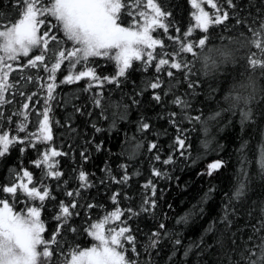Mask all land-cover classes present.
<instances>
[{
	"label": "snow or ice",
	"instance_id": "snow-or-ice-1",
	"mask_svg": "<svg viewBox=\"0 0 264 264\" xmlns=\"http://www.w3.org/2000/svg\"><path fill=\"white\" fill-rule=\"evenodd\" d=\"M191 3L197 9L192 13L197 21L195 27L203 30L199 35H193L192 27L182 31L178 22L169 19L171 11L158 0H5V7L0 8V105L9 104L6 94L16 89L9 80L13 68L35 70V76H24L29 81L43 80L40 73H46L47 83L41 85L46 92L39 135H9L4 123L11 122L12 115L0 110V161L14 146H20L21 154L31 147L37 158L30 163L40 171L39 176L35 175L21 161L20 167L10 166L8 176L0 181V264H158L157 258L165 251L164 264H189V257H194L192 264H207L204 256L212 259L213 264H264V87L258 83L264 78V0H258L255 14L246 9L247 15L236 0L222 3L207 0L215 9L214 17L205 10L203 0ZM225 3L231 6V11L223 6ZM253 6L250 3L248 8ZM230 16L235 19V26L224 23ZM214 25L222 29L236 27L237 35L222 33L220 44H209L210 26ZM244 27L251 37L243 31ZM172 28L176 34L170 31ZM157 30H162L167 41L164 36L154 35ZM224 39L229 43H223ZM249 40L260 50L259 58L256 53H245L240 57L245 61L240 65L243 72H230L228 66L239 64L238 54ZM134 61H140L145 70L154 67L156 74L141 85L132 81V89L125 91L120 86L129 80ZM105 64L111 68V74L104 71ZM229 77L232 81L229 89L218 99L216 94L221 89L217 81ZM84 78H90L85 90H90L93 83L113 82L116 88L109 92L120 93L118 100L110 94L105 96L103 90L92 96L93 105L100 106L99 116L111 119L109 131L117 127L119 120L128 119L129 104L123 102L125 98L139 107L141 100L137 97L150 88L152 101L166 105L167 110L157 117L164 115L176 131L166 148L158 139L148 141L151 159L157 162L151 168L156 179H145L143 189L133 191L131 177L139 176L140 172L130 173L127 162H120L116 172L106 161L104 174L94 181L83 165L76 170L60 167V161L54 157L76 158L74 151L63 152V142L59 147L52 146L50 151L45 145L41 153L36 142L53 141V123L64 126L71 139L72 134L80 137L81 132L79 126L72 127L76 113L93 115L83 110L84 105L74 104L76 93L69 92L62 96L63 123L60 118L53 120L50 116V105L56 103L59 85H71ZM34 96L35 93L22 95V99L31 102ZM168 96L171 100H167ZM20 107L28 109L29 103L23 102ZM13 111L21 117L16 121L17 132L27 133L29 113ZM106 112H110V117ZM237 113L240 123L239 146L234 149L239 164L234 173L237 179L227 192H222L220 211L198 240L189 239L184 244L183 230L178 231L176 225L187 223L196 206L178 217L176 225H169L168 213L161 207L167 189L159 188L157 179L168 181L169 186L175 181L179 186L180 177L175 172H182L188 163L196 164L211 153L217 156L198 175L212 177L227 167L229 157L218 155L225 145L211 132L213 126L218 131L231 127ZM90 123L94 131L90 139L83 141L80 150L83 161L91 158L92 148L87 145H94L97 152L105 147L104 140H96V134L104 132L100 120L93 119ZM136 126L142 134L151 128L143 114ZM249 127L252 133L246 132ZM198 130L205 135L201 140L204 151L197 152L193 159L191 137ZM83 133L88 135L87 125ZM257 133L261 138L260 168L252 173L250 140ZM161 135L167 132L158 131L157 137ZM124 137L131 147L130 156L144 144L135 135L129 138L127 131ZM107 151L111 153V148ZM72 172L77 174L73 176ZM92 188L97 195L91 194ZM101 189L107 193L103 203L99 199ZM217 190L218 185L210 181L198 203L207 202ZM254 192L257 198L251 200ZM49 204L52 214L45 216ZM171 207L169 204L168 208ZM97 208L114 210L100 219ZM253 208L258 209V218ZM242 215L248 219L237 225L236 218ZM142 219L150 224L141 227ZM110 220L119 223L106 227ZM209 232L215 233L211 243L205 238ZM86 235L95 238L90 247L77 242Z\"/></svg>",
	"mask_w": 264,
	"mask_h": 264
},
{
	"label": "trees",
	"instance_id": "trees-1",
	"mask_svg": "<svg viewBox=\"0 0 264 264\" xmlns=\"http://www.w3.org/2000/svg\"><path fill=\"white\" fill-rule=\"evenodd\" d=\"M163 5L166 6L167 10L171 11L172 16L169 17L170 20H174V22H178L179 26L181 27L182 31H186L188 28L192 27L195 29L193 35H199L203 32L202 29L196 28L194 16L192 13L194 12L193 6L191 4V0H158ZM236 2L241 4V11L247 15V11H251L253 14L256 12L255 5L258 4V0H236ZM217 3H222V0H217ZM254 5L252 8H248L249 4ZM225 8H228L231 11V6L227 5L226 3L223 4ZM5 7V0H0V8ZM207 11L210 15L215 14V9L211 7H206ZM225 24H232L235 26V19L230 16L229 21L224 22ZM170 31L173 34L175 33V29L172 28ZM243 31L251 37V32L247 29V27L243 28ZM210 40L209 44H220L222 41L220 39V35L223 33L225 36L231 35L236 36L237 30L236 27L222 29L220 26H210ZM154 35H161L164 36L162 30H157L154 32ZM167 41V37L164 36ZM259 38V37H257ZM243 39V37H241ZM170 43V42H169ZM223 43L228 44L229 41L227 39L223 40ZM235 46V45H233ZM256 53V58H259L260 50L253 44H251L249 40L248 46L238 54L239 64L235 67L229 65L230 72L240 73L243 72V65L245 63L244 59H240L245 53ZM211 56V54H210ZM252 56L249 55L248 59H251ZM26 62V61H23ZM104 71L106 74H111V68L108 64L104 65ZM32 74L33 76L36 75L35 70L32 69H17L13 68L12 73H10L9 80L13 81L16 85L15 91L11 90L8 94H6V100L9 101V104L0 105V110L4 111L8 115H12L11 122L4 123V130L9 132V135H25V134H33L39 128V121L42 119L41 112L45 106L44 100L45 96L44 93L46 92V88L42 87V84H46V73H40L43 77V80H26L24 78L25 75ZM156 74V69L152 66H149L147 70L142 67L140 61H134V67L130 70V78L125 83L122 84L120 87L123 88L125 91H130L132 89V81H135L137 85H141L142 81L146 80L149 77H152ZM15 78V80H13ZM90 78H84L82 81L75 82L71 85H59V94L56 95V103L55 105H50L52 107V111L50 116L55 120L56 118H60L63 123V117L65 115V109L62 103V96L63 94L69 92H75L76 95L73 98L72 102L77 105H84L85 112H92L93 115L91 117L86 115H81L80 113H76L75 121L72 127H80V137L77 135L72 134L71 139H69V133L66 131L64 126L60 124L53 123V141L52 142H36L40 145L41 153L45 145L48 148L52 146L59 147L63 142V152H75V160L71 158V155L64 156L61 155L60 157H54L60 161V167L63 169H78V166L83 165L84 170L88 171L92 174L91 179L94 181H99L100 177L104 174V164L107 161L113 168L114 171L118 172L119 169L117 165L120 162H127L129 165V172L133 173L136 170H139L140 175L131 177V186L133 191L143 189L145 179H156L154 174L151 173V168L154 163H157L151 159V153L148 151V141L153 139H158L161 144H163L166 148L167 144L171 142V138L175 134V128L169 126V122L164 115H160L159 118L157 117L158 113H162L163 111L167 110L166 105L163 104H156L152 101V89L148 88L144 91L142 97L138 96L137 98L141 100V105L138 107L137 105L131 102L130 98H125L123 101L124 103L129 104L128 109V119L124 120L121 119L118 121L117 127L109 131V124L111 119H105L103 116H99L100 106L93 105L92 96L93 94L99 95L100 91L103 90L104 95H112L113 99H119L120 93L119 91L109 92V89H115L116 85L113 82H108L106 84L97 85L95 83L92 84L90 90H85L88 88V80ZM212 82V81H209ZM220 84V91L216 94L217 98L224 96L231 84V78L227 79H220L217 81ZM261 87H264V78H260L258 81ZM215 86V84H214ZM138 91V89H137ZM35 93L33 97V101H25L22 99V95H31ZM171 96L167 97V100H171ZM203 99V96H201ZM19 101L20 103H17ZM36 101H39L37 104ZM23 102L29 103L28 109H22L20 105ZM14 109H19L21 111H26L29 113L26 123H27V133H18L16 129V121H18L21 117H18L14 113ZM71 111V108L68 109ZM143 114L147 117L150 121L151 128L150 130H145V133H139L137 131L136 121L139 117ZM105 115L110 117V112H106ZM99 119L101 122V126L104 128V132L96 134V140H104L105 147L103 151L97 152L95 151L94 145H87L89 148H92L90 155V159L88 161H83L80 158V150L84 146L83 141L90 139L91 134L93 133L94 129L91 126L90 121L93 119ZM87 125V133L88 135H84L83 129ZM160 130H165L167 135H161L157 137V132ZM127 131L129 134V138L132 135H135L137 139H143L144 144L140 148L135 155H129L131 151L130 145L127 144L124 137V132ZM247 133H252L253 129L251 127L246 129ZM212 135L217 137V141L225 145L222 152H219V156L229 157V162L227 167L223 168L222 170L218 171L214 176L209 177L208 175H198L201 169L206 166L208 162H211L213 158L217 156V153H211L204 159L197 161L196 164L188 163L187 167L184 170L176 171L175 175L180 177L179 186L175 181L171 182L169 186V182L165 180L157 179V183L159 188H166L167 191L165 192L161 207L164 212L168 213L169 219L167 223L169 225H176V219L178 217L183 216L189 210L194 209V215L190 216L187 223H181L176 225L177 230H183V242L184 244L189 243V239L196 241L201 236V233L204 231L205 228L208 227L209 221L216 216L217 212L220 211L221 207V194L222 192H227L229 190L230 184L234 183L237 179L236 175L234 174L239 169V164L237 163L236 155L234 153V149L239 146L238 136L240 135V123H239V113H237L236 118L233 122V125L229 128L224 129L223 131H218L215 126L212 128ZM246 138H248L246 136ZM205 139V135L202 131H197L195 135L191 137V151L193 153V159H195V154L197 152H203V145L201 144V140ZM260 135L257 133L254 135L251 140L250 144L252 147V151L249 152V156L252 157V163L249 166V171L252 173H256L259 171L260 168V157L261 151L258 142L260 141ZM131 143H135L132 141ZM71 146V148L69 147ZM108 148H111V153H108ZM123 153V154H121ZM37 158V153L35 149L29 147V149L21 154L20 146L12 147L11 151L6 155V157L0 161V181L5 180L8 176V169L10 166H21V161L23 162L24 166L29 167L30 170L34 172L35 175L39 176L40 171L37 166H34L30 163L31 160ZM71 175L75 176L77 173L72 172ZM213 182L218 185V190L214 193V195L205 203H198L200 201L201 196L206 192L209 188V182ZM187 184V187L184 185ZM76 181L73 180L72 187L75 188ZM115 186V185H114ZM92 195H97L96 189L92 188L91 190ZM61 199H64L63 195L60 196ZM257 198V193L254 192L251 194V200H255ZM99 199L103 203L107 200V193L101 189V193L99 195ZM111 201H108V204H111ZM171 205V209L168 208V205ZM122 207L121 205H117ZM205 209L204 212H201L200 209ZM112 208H97L96 214H98L100 219H103L104 215L110 213ZM253 214L258 218V209H252ZM52 214V206L51 204L47 205L43 215H51ZM248 219L246 216L242 215L237 220V225H242L245 220ZM95 221L93 220V223ZM250 222H255L254 220ZM118 221L110 220L106 227H114L118 224ZM141 227L150 224V221L142 219L140 221ZM250 231L249 229H245V232ZM215 235L214 232H209L206 235V239L209 243L212 242L213 236ZM141 239L143 240L144 237L142 236ZM81 244L82 247H90L93 242H95V238L91 237L90 235H86L80 237L77 241ZM167 256V251L161 254L158 259V264H164ZM182 257V252L179 254ZM207 264H213V260L210 259L208 256L203 257ZM194 257H189V264H192V260Z\"/></svg>",
	"mask_w": 264,
	"mask_h": 264
},
{
	"label": "rangeland",
	"instance_id": "rangeland-1",
	"mask_svg": "<svg viewBox=\"0 0 264 264\" xmlns=\"http://www.w3.org/2000/svg\"><path fill=\"white\" fill-rule=\"evenodd\" d=\"M192 4V3H191ZM203 4H204V7H205V10L207 11V8L206 7H211V4H209V3H207V0H203ZM193 6V9H194V12H196L197 11V9L194 7V5H192ZM194 20H195V17H194ZM195 24H197V21L195 20ZM43 118V117H42ZM42 120V119H41ZM34 134H36V135H39L40 133H39V128H38V130L34 133ZM37 142H41V141H37ZM49 149V151H50V149L51 148H48ZM112 221V220H111Z\"/></svg>",
	"mask_w": 264,
	"mask_h": 264
}]
</instances>
